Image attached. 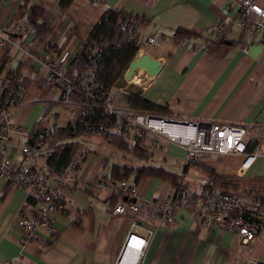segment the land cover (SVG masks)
I'll return each mask as SVG.
<instances>
[{
    "label": "crops",
    "instance_id": "0c3cea01",
    "mask_svg": "<svg viewBox=\"0 0 264 264\" xmlns=\"http://www.w3.org/2000/svg\"><path fill=\"white\" fill-rule=\"evenodd\" d=\"M253 1L264 7V0ZM228 2L73 0L62 10L61 0H0V29L9 30L15 21L28 25L25 11L40 8L43 21L52 26L46 43H37L29 25L30 34H14L12 38L42 59L62 61L68 71L107 8L143 17L146 25L141 27L140 35L156 37L157 43L146 47L142 55L161 61L162 68L151 82L142 68L132 81L124 77L118 87L111 89L108 95L118 111H135L130 99L141 96L167 109V116L162 118L264 129V38L240 28L233 12L224 14ZM220 18L230 21L231 26L226 37L217 42L211 30ZM178 29L189 30L194 36L178 42ZM6 55L0 50V65L4 63L0 89L6 76L20 65L23 78L30 80L19 108L13 112L14 128L32 136L39 125L54 130L79 120L80 106L60 102L61 90L48 81L44 66L22 52H14L7 59ZM31 136L13 133L6 156L16 164L33 167L49 183L64 179L65 173L46 175L45 151L23 152L31 146ZM79 141L83 150L74 161L81 160L80 167L72 180L64 183L74 205L53 216L56 235L42 230L36 240H25L18 222L22 213L35 211L37 197L24 188L0 183V264H114L132 223L131 216L113 214L116 204L126 201L118 191L120 181L138 186L139 202L168 204L178 193L167 178L143 175L136 180L143 167L178 174L182 182L189 184L188 190L195 192L203 191L206 168L221 177L249 181L264 177V157L243 171L248 155H207L199 163L189 164L183 148L163 139H147L152 146L150 153L139 149L134 135L129 136L126 150L99 135L82 136ZM173 215L174 222L157 231L143 264H264V231L254 244L243 247L233 233L202 225L192 205L174 209ZM137 220L145 228L156 222L155 214L148 212L140 213Z\"/></svg>",
    "mask_w": 264,
    "mask_h": 264
},
{
    "label": "built area",
    "instance_id": "2783aa9c",
    "mask_svg": "<svg viewBox=\"0 0 264 264\" xmlns=\"http://www.w3.org/2000/svg\"><path fill=\"white\" fill-rule=\"evenodd\" d=\"M231 12H233L234 19L240 28L247 30L254 36L264 38V7L253 0H229L224 14ZM230 26V21L220 18V21L211 30V35L215 41L221 42L226 37ZM30 32V27L21 21L13 22L7 31L0 29V50L9 55L14 54V52L26 54L47 69L54 83L61 84L66 88V91H69L74 87L73 81L65 73L62 61L51 60L46 57L42 59L27 46L16 43L12 38L14 34L25 36ZM156 43V37L140 36V50L137 56L146 47L154 46ZM93 86L95 85L89 88L81 87L82 93L87 98L102 102L108 115H117L113 125L107 128L102 126L100 130L125 136L134 135L136 144L142 152H151L152 146L147 142V139L151 137L155 140H166L183 148L189 164H196L207 155H248L242 167L244 171L255 160L264 157V129L261 127L205 125L189 121L177 123L176 119L139 114L131 110L127 111V116L122 117V115H118V109L113 101L110 99L102 101V98L106 96L105 93L101 96H96L93 93ZM25 92L26 88L18 83L8 92L0 95V120L3 123V127L0 129V183L16 188L21 187L36 195L35 211L29 214L23 213L18 222L23 238L27 241H33L39 237V232L42 230H46L52 235L57 234L56 228L52 224L53 216L65 211L68 206L74 205V200L65 192L64 183L72 180L73 175L80 167L81 160L73 161L69 165L64 174V179L56 183H49L33 167L16 164L6 156V148L12 143L11 135L13 133L31 136L24 129L14 128L12 121V113L15 111L14 100H18ZM138 114L141 116L136 118ZM86 115L84 111H81L79 119L83 122ZM40 130L46 129L40 128ZM33 134L38 135L39 130ZM39 136L42 137V135ZM251 143H255V148L248 153V147ZM23 152L30 154L32 146H26ZM118 191L126 201L116 204L113 214L115 216H131L132 223L125 244L114 264H143L144 255L157 231L172 224L174 222L173 210L185 204H191L194 207L196 219L202 225L214 226L221 231L233 233L243 247L254 244L260 233L264 231V214L255 215L250 203L232 193L214 192L210 194L201 191L193 194L188 191L184 199L173 196L168 204H162L151 200L139 202L138 186L129 184L127 181L119 183ZM142 212L154 213L155 225L149 228L143 227L137 220ZM245 214L255 216L259 223H248L244 219Z\"/></svg>",
    "mask_w": 264,
    "mask_h": 264
},
{
    "label": "trees",
    "instance_id": "16d2710c",
    "mask_svg": "<svg viewBox=\"0 0 264 264\" xmlns=\"http://www.w3.org/2000/svg\"><path fill=\"white\" fill-rule=\"evenodd\" d=\"M72 1L61 0L60 8L62 10L66 9ZM25 18L36 35L37 43H46L52 32V26L43 21L44 12L40 8L34 7L25 11ZM145 25L146 21L143 17L134 16L122 10L107 8L99 23L92 30L86 44L72 62L71 67L68 71L65 70L67 76L73 81L74 87L72 86L73 88L66 91V88L61 84L54 83L48 73V81L61 90L60 102L62 104L72 103L78 105L87 114L83 122L79 119L74 125L68 124L65 128L46 131L40 130L39 125L37 127L39 134L31 136L34 142L32 153L45 151L46 175L48 177H57L65 173L74 159L82 154L83 144L79 141L82 136L99 135L122 149L129 148L128 135L100 130L102 126L107 128L113 125L116 122L117 115H108L102 102L87 98L82 93L81 87L89 88L95 85L93 86V93L96 96L105 93L106 96L102 98V101L109 100V91L114 87H118L119 82L124 79L128 72L131 63L136 59L140 50V29ZM175 36L179 42L191 38L194 34L186 29H178ZM8 56L6 55V59ZM22 66L20 65L6 76V80L1 85L0 95L8 92L10 88L18 83H21L27 90L30 80L26 77L23 78L20 72ZM3 68L4 63L0 65V74ZM24 94L18 100H14L15 110L19 108ZM127 99L129 102L130 97ZM129 104L131 109L135 111H141L156 117L167 116L168 114L166 108L157 106L141 96H134L130 99ZM123 116H125V113L122 114ZM2 127L3 123L0 120V129ZM39 135H42V137ZM254 148L255 143H251L248 151L251 152ZM134 149L137 151L136 145ZM204 171L207 179L202 185L203 191L210 194L224 192L240 196L250 203L255 215L264 214V177L249 181L241 177H221L210 168H206ZM139 172L140 174L137 175L136 180H139L143 175L170 179L178 192V198L184 199L188 191H191L188 190L189 184L180 180V175L168 172L165 169L143 167ZM118 175V177L122 176L121 174ZM122 181L125 180L120 182ZM191 192L193 194L198 193Z\"/></svg>",
    "mask_w": 264,
    "mask_h": 264
},
{
    "label": "water",
    "instance_id": "95a60500",
    "mask_svg": "<svg viewBox=\"0 0 264 264\" xmlns=\"http://www.w3.org/2000/svg\"><path fill=\"white\" fill-rule=\"evenodd\" d=\"M142 68L146 69L145 76L148 82L153 81L160 73L162 68V63L159 60L153 59L151 56L145 54L140 56V58L135 59L128 70V72L125 75V79L127 81H132L138 73L142 70ZM184 122L183 120H177V123ZM32 147H34V142H29ZM244 219L248 223H259V220L254 218L253 216L249 214L244 215Z\"/></svg>",
    "mask_w": 264,
    "mask_h": 264
},
{
    "label": "rangeland",
    "instance_id": "374dc122",
    "mask_svg": "<svg viewBox=\"0 0 264 264\" xmlns=\"http://www.w3.org/2000/svg\"><path fill=\"white\" fill-rule=\"evenodd\" d=\"M134 88H136V86H135ZM119 107L123 108V107L120 106V105H119ZM122 110H123V111H118V114H121V115H122V114L125 113V116H127V115H126V114H127V111H125L124 109H122ZM137 113L142 114L141 111H137ZM139 114L136 115V118H137L138 116H141V115H139ZM137 160H138V159H137ZM6 185H7V184H6ZM22 214H23V213H22ZM22 214H21V215H22Z\"/></svg>",
    "mask_w": 264,
    "mask_h": 264
},
{
    "label": "bare ground",
    "instance_id": "6f19581e",
    "mask_svg": "<svg viewBox=\"0 0 264 264\" xmlns=\"http://www.w3.org/2000/svg\"><path fill=\"white\" fill-rule=\"evenodd\" d=\"M143 53L141 52L139 55L141 56ZM139 78V77H138ZM135 82L136 83H140L141 81L140 80H138V79H135Z\"/></svg>",
    "mask_w": 264,
    "mask_h": 264
}]
</instances>
